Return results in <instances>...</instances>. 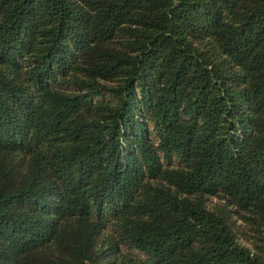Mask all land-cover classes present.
Masks as SVG:
<instances>
[{"label":"trees","instance_id":"trees-1","mask_svg":"<svg viewBox=\"0 0 264 264\" xmlns=\"http://www.w3.org/2000/svg\"><path fill=\"white\" fill-rule=\"evenodd\" d=\"M0 264H264V0H0Z\"/></svg>","mask_w":264,"mask_h":264},{"label":"rangeland","instance_id":"rangeland-1","mask_svg":"<svg viewBox=\"0 0 264 264\" xmlns=\"http://www.w3.org/2000/svg\"><path fill=\"white\" fill-rule=\"evenodd\" d=\"M220 204H222V201L217 197L207 198L206 205L208 208H214ZM233 219H234V230H235L237 242L253 250L255 244L256 232H254L251 228H249V226L245 225L242 219L238 217H235Z\"/></svg>","mask_w":264,"mask_h":264}]
</instances>
